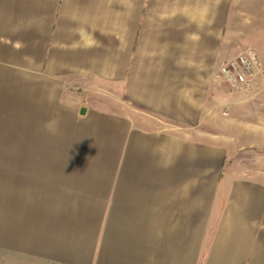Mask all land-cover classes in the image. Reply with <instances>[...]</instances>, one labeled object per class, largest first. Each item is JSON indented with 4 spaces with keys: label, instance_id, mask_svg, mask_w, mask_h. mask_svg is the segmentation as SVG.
I'll list each match as a JSON object with an SVG mask.
<instances>
[{
    "label": "crops",
    "instance_id": "obj_1",
    "mask_svg": "<svg viewBox=\"0 0 264 264\" xmlns=\"http://www.w3.org/2000/svg\"><path fill=\"white\" fill-rule=\"evenodd\" d=\"M230 3L0 0V111L25 110L32 144L58 94L118 155L15 147L0 161V264H264V99L256 82L234 101L216 78ZM242 154L255 161L223 173L227 194L200 182L210 156L226 169Z\"/></svg>",
    "mask_w": 264,
    "mask_h": 264
},
{
    "label": "rangeland",
    "instance_id": "obj_2",
    "mask_svg": "<svg viewBox=\"0 0 264 264\" xmlns=\"http://www.w3.org/2000/svg\"><path fill=\"white\" fill-rule=\"evenodd\" d=\"M230 25L225 31L229 38L224 42V57L235 58L244 52H251L257 55L261 62V70L255 78L257 82L256 93L264 99V0H230ZM216 78L221 83L222 91L232 95L234 101H239L243 97L238 92H234L229 84L219 75L216 69ZM254 83V85H255ZM236 94V95H234ZM71 99L68 98V101ZM62 101L60 95H56L55 105L50 107V120L55 118L59 121V130L55 135L50 134L41 123L35 129L36 136H32V144L38 151L48 150L53 154L54 161H85L87 163L107 162L118 160L110 154V133L104 128L96 127V123L88 121L86 115L82 116L76 106H67ZM17 107L2 106L0 111V161H15V147L32 145L26 142V138L31 136L30 123L24 120L25 110L22 112ZM222 108V109H221ZM39 107V113H41ZM216 112L221 117H226L227 107H221L216 101ZM95 124V125H94ZM109 130V127L107 128ZM107 131V132H105ZM75 136H72V135ZM83 134L84 138L78 137ZM103 136V137H97ZM108 136V137H106ZM119 146H115L118 149ZM18 150V149H17ZM101 151H105L102 153ZM108 151V152H107ZM82 152V154L80 153ZM209 169L200 170V182L209 181L214 184L215 192L227 194L228 189L222 185L223 173L226 172L228 178H238L249 170L255 161L252 155H238L234 162L223 164L221 169L220 157H209ZM204 163V162H203ZM199 166H203L199 163ZM203 171V172H202ZM225 198H219L213 208V212L208 221V233L205 234L204 242L209 247L211 241L215 240L216 227L221 219Z\"/></svg>",
    "mask_w": 264,
    "mask_h": 264
},
{
    "label": "built area",
    "instance_id": "obj_3",
    "mask_svg": "<svg viewBox=\"0 0 264 264\" xmlns=\"http://www.w3.org/2000/svg\"><path fill=\"white\" fill-rule=\"evenodd\" d=\"M261 62L257 55L244 52L235 58L224 62L219 69V75L229 84L235 92L251 90L255 78L261 70Z\"/></svg>",
    "mask_w": 264,
    "mask_h": 264
},
{
    "label": "clouds",
    "instance_id": "obj_4",
    "mask_svg": "<svg viewBox=\"0 0 264 264\" xmlns=\"http://www.w3.org/2000/svg\"><path fill=\"white\" fill-rule=\"evenodd\" d=\"M44 127L50 134L55 135L59 130V121L53 118L46 122Z\"/></svg>",
    "mask_w": 264,
    "mask_h": 264
},
{
    "label": "water",
    "instance_id": "obj_5",
    "mask_svg": "<svg viewBox=\"0 0 264 264\" xmlns=\"http://www.w3.org/2000/svg\"><path fill=\"white\" fill-rule=\"evenodd\" d=\"M81 114H82V115L85 114V109H84V108L82 109Z\"/></svg>",
    "mask_w": 264,
    "mask_h": 264
}]
</instances>
